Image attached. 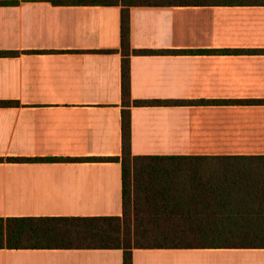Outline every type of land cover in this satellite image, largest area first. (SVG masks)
<instances>
[{
    "label": "crops",
    "instance_id": "crops-1",
    "mask_svg": "<svg viewBox=\"0 0 264 264\" xmlns=\"http://www.w3.org/2000/svg\"><path fill=\"white\" fill-rule=\"evenodd\" d=\"M7 1L0 51L17 54L0 56V217L120 216V163L101 159L121 153V6L104 3L118 0ZM128 19L134 50L264 49V5L131 6ZM129 91L264 99V54H130ZM129 113L132 155H264V105ZM0 264H122V251L0 248ZM131 264H264V248H140Z\"/></svg>",
    "mask_w": 264,
    "mask_h": 264
},
{
    "label": "trees",
    "instance_id": "trees-1",
    "mask_svg": "<svg viewBox=\"0 0 264 264\" xmlns=\"http://www.w3.org/2000/svg\"><path fill=\"white\" fill-rule=\"evenodd\" d=\"M14 3L0 0V6ZM104 3L121 6V153L119 157L101 158L120 163L121 214L0 217V248L120 249L122 264H131L132 250L140 248H264V155H132L129 113L130 106L264 105V99L131 100L130 54L252 55L264 54V49L134 50L130 49L128 38V8L131 6L264 5V0H118ZM16 54L0 51V56Z\"/></svg>",
    "mask_w": 264,
    "mask_h": 264
}]
</instances>
